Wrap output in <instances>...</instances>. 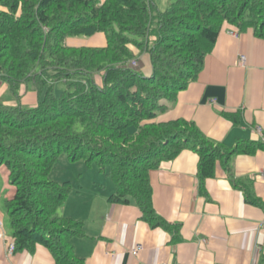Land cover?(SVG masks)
<instances>
[{"label":"trees","instance_id":"trees-1","mask_svg":"<svg viewBox=\"0 0 264 264\" xmlns=\"http://www.w3.org/2000/svg\"><path fill=\"white\" fill-rule=\"evenodd\" d=\"M225 22L264 37V0H173L164 11L153 0H0V80L15 97L21 85L37 93L29 107L0 98V167L14 188L4 211L15 250L39 243L57 264H84L71 243L82 222L58 213L70 182L48 177L61 153L96 163L114 185L110 202L133 199L145 220L163 226L152 208L151 169L188 147L198 153L202 182L217 161L227 171L233 154L253 150L212 142L183 119L155 121L163 99L196 78ZM97 32L105 47L65 43ZM142 53L149 76L131 65Z\"/></svg>","mask_w":264,"mask_h":264},{"label":"crops","instance_id":"crops-1","mask_svg":"<svg viewBox=\"0 0 264 264\" xmlns=\"http://www.w3.org/2000/svg\"><path fill=\"white\" fill-rule=\"evenodd\" d=\"M153 1L159 11L170 3ZM70 42L105 47L106 37L97 32ZM137 55L138 70L149 76V55ZM163 104L155 121L183 119L212 142L228 149L253 144V150L233 154L227 171L217 161L202 182L198 153L188 147L151 169L152 208L163 226L145 220L133 199L110 202L114 185L104 173L100 188L90 185L76 212L64 215L83 225V235L71 238L74 254L84 264H264V37L223 23L196 78ZM5 216L0 208V264H57L39 243L10 250L14 239Z\"/></svg>","mask_w":264,"mask_h":264},{"label":"rangeland","instance_id":"rangeland-1","mask_svg":"<svg viewBox=\"0 0 264 264\" xmlns=\"http://www.w3.org/2000/svg\"><path fill=\"white\" fill-rule=\"evenodd\" d=\"M172 1L173 0H169V2H172ZM70 45L72 46L75 44L71 43ZM147 75H144V76H147ZM95 78L97 79V82L100 84L101 80L97 76ZM0 82H1L0 89H1V85H2V89L4 88V90H2V93L0 94L1 99L4 103H7L9 105L20 106V107L21 106L29 107V106L36 105L35 95L37 93L35 90L31 89L30 87L27 90H24V85H22V92H20V89H19L18 96L15 97V95L10 93V91L8 90V86L6 85L7 86L6 87L4 84H2L1 80ZM61 86L63 85L58 84V83L54 85V90L56 94H58L60 90L62 89ZM12 99H14L15 101L14 104L10 102V100ZM106 169L108 170V167H106ZM7 176H8V171L5 169V166H1L0 167V208L3 211H4V199L7 198L6 197L7 192L10 190V188H13V186L8 183ZM48 177L50 180H57L59 182H62V181L70 182L71 191L69 195L66 197L62 207L58 209L59 215H62V216L70 214L68 213V209L76 212L78 205H80L79 204L80 200L85 197V194H86L85 192L89 188L90 185L94 184L95 186L100 188L99 186L100 179L106 180L104 171L100 170L96 163H92L91 165H86L83 160L73 161V160H70L67 154L65 153H61L56 157V160L54 162L53 167L51 168L49 172ZM106 188H107V184H106ZM66 204L68 205V207L65 211H63L64 209L63 207ZM5 218H6L5 223L9 224V218L7 217V215L5 216Z\"/></svg>","mask_w":264,"mask_h":264},{"label":"built area","instance_id":"built-area-1","mask_svg":"<svg viewBox=\"0 0 264 264\" xmlns=\"http://www.w3.org/2000/svg\"><path fill=\"white\" fill-rule=\"evenodd\" d=\"M239 58H240V61L243 62V60H244V56H240ZM10 250H13V246H12V245H11V247H10ZM135 251H136V250H135Z\"/></svg>","mask_w":264,"mask_h":264}]
</instances>
